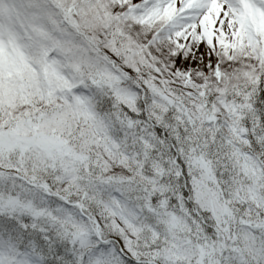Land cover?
I'll use <instances>...</instances> for the list:
<instances>
[{
	"label": "snow or ice",
	"instance_id": "1",
	"mask_svg": "<svg viewBox=\"0 0 264 264\" xmlns=\"http://www.w3.org/2000/svg\"><path fill=\"white\" fill-rule=\"evenodd\" d=\"M0 264H264V0H0Z\"/></svg>",
	"mask_w": 264,
	"mask_h": 264
}]
</instances>
